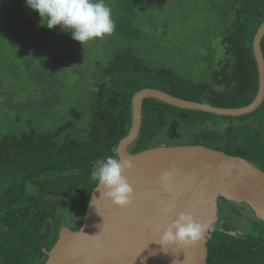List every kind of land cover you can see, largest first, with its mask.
Wrapping results in <instances>:
<instances>
[{
  "label": "trees",
  "instance_id": "1",
  "mask_svg": "<svg viewBox=\"0 0 264 264\" xmlns=\"http://www.w3.org/2000/svg\"><path fill=\"white\" fill-rule=\"evenodd\" d=\"M188 1L201 18L203 11L215 28L224 27L216 43L208 41L215 51V44L222 46L224 54L211 71L209 82L200 84L168 65L149 64L131 46L133 40L146 35L138 28V14L146 8L142 5L138 11L140 0H113L117 46L100 64L92 87L74 88L89 92L74 96L69 116L57 113L40 125L33 121L21 129H0V264H44L60 226H81L89 193L96 186L91 170L98 159L118 155V143L131 127V100L138 90L158 88L222 107H241L255 99L259 73L253 40L264 22V0ZM155 3L156 9L162 5ZM157 17L153 14L150 19ZM40 19L25 0H0V42L7 38L21 48L30 28ZM195 46L205 49L200 43ZM261 46L264 53V36ZM3 61L1 55L0 96L7 95L8 100L6 89L13 83L3 81ZM39 72L33 75H47ZM22 77L31 82L30 75ZM187 134L190 136L179 140ZM160 144H203L244 156L264 169V101L250 114L231 117L144 99L142 128L130 151ZM226 205L209 242V263L264 264V222L252 214L242 223L237 203Z\"/></svg>",
  "mask_w": 264,
  "mask_h": 264
},
{
  "label": "water",
  "instance_id": "2",
  "mask_svg": "<svg viewBox=\"0 0 264 264\" xmlns=\"http://www.w3.org/2000/svg\"><path fill=\"white\" fill-rule=\"evenodd\" d=\"M264 22L253 40L259 88L255 99L241 107H222L188 100L167 91L146 87L132 97V123L116 152L132 161L126 171L134 188L131 205L120 207L91 190L81 226H60L44 264H210L209 242L220 223L219 200L246 203L264 222V169L248 158L203 144H160L131 152L143 122V102L155 98L185 109L224 116H243L264 101ZM172 174L165 187L162 174ZM52 197H57L45 193ZM95 196L97 199L91 201ZM100 197V198H99ZM174 206L169 208L168 205ZM180 213L191 214L209 226L206 239L187 248L160 244L163 232Z\"/></svg>",
  "mask_w": 264,
  "mask_h": 264
},
{
  "label": "rangeland",
  "instance_id": "3",
  "mask_svg": "<svg viewBox=\"0 0 264 264\" xmlns=\"http://www.w3.org/2000/svg\"><path fill=\"white\" fill-rule=\"evenodd\" d=\"M157 2L162 4L158 9L153 5L155 0H146L145 4L140 0L138 11L140 12L142 5L146 9L138 14L141 25L138 28L146 35L143 39L133 40L131 46L151 65L154 63L168 65L185 77L205 80L210 66L205 70L203 62L193 63L190 56L180 52L189 46V39L204 44L202 33L199 32L204 29L205 24H200L204 12L202 11L201 18L199 11L196 7L190 6L188 0ZM157 2L155 4H158ZM105 3L111 8L114 19L116 11L113 0H105ZM153 14H157L158 19L151 21ZM58 28L59 26L49 29L42 26L39 20L30 28L21 48L7 38L0 42V56L3 55L4 59L1 65L5 78L3 81L13 83L6 89L9 99L7 100V95L0 96V129L6 130L12 126L21 129L26 123L31 124L33 121L40 125V122L48 121L50 115L57 116V113L67 115L68 108L76 101L74 96L78 95L79 98L89 92L74 88L92 87L100 64L107 61L109 53L117 46V43L114 45V32L103 39L96 38L82 45L72 38L70 32L58 31ZM205 41L209 39L205 38ZM215 45L217 49H223L219 44ZM39 71L47 75L44 74V77L33 75L40 73ZM50 72L53 74L48 75ZM22 75H30L31 82ZM39 85L41 87H38ZM42 89L46 94L43 98ZM188 136L190 134L179 140H185ZM239 206L242 205L237 203L236 208ZM231 209L232 206H229V210ZM239 217L242 218V223L247 222L243 214Z\"/></svg>",
  "mask_w": 264,
  "mask_h": 264
},
{
  "label": "clouds",
  "instance_id": "4",
  "mask_svg": "<svg viewBox=\"0 0 264 264\" xmlns=\"http://www.w3.org/2000/svg\"><path fill=\"white\" fill-rule=\"evenodd\" d=\"M25 4L39 14L42 26L49 29L59 26L58 31L70 32L82 45L96 38L103 39L115 30L112 10L105 0H25ZM132 167V161L118 155L98 159L91 170V179L96 182V189H103L100 197L120 207L131 205L135 193L125 173ZM171 177V173L162 174L165 187ZM94 199L97 198L93 196L92 205ZM209 230L208 225L197 222L191 214L180 213L163 232L160 244L187 248L204 241Z\"/></svg>",
  "mask_w": 264,
  "mask_h": 264
},
{
  "label": "flooded vegetation",
  "instance_id": "5",
  "mask_svg": "<svg viewBox=\"0 0 264 264\" xmlns=\"http://www.w3.org/2000/svg\"><path fill=\"white\" fill-rule=\"evenodd\" d=\"M173 2V0H172ZM171 2V3H172ZM188 14H186L187 16ZM184 17V15H183ZM208 23V25L206 26V24ZM203 24L204 25V29L199 30V32L202 33V37L204 38V44H202V46L205 48L204 50H200L197 46H195V42H193V40L189 39L188 44L189 46H187L186 50H182L180 52H184L185 54H187L188 56H190V59L193 63H199V62H203L205 64L204 68L205 70L207 69V67H209V71L206 72V79L205 80H198L197 78L191 79L188 78L190 80H193L194 82L200 83V84H205L207 82L210 81V73L211 71L214 70L215 65L217 63V61L223 57V49H217L216 51L213 50V46H211L210 44H206L205 38L213 39L214 42L216 43L222 36L223 34V30L224 27L223 25H219L217 28H215V25L213 24L212 20L210 19V15L208 16L207 14L203 15ZM206 26V27H205ZM215 36V37H214ZM214 37V38H213ZM195 54V55H194ZM204 55V56H203ZM197 59L196 61H194V59ZM178 74L181 75V72H178ZM200 79H204V77H199ZM227 201H225L223 198L219 200V204H220V209H219V216H220V223H221V215L222 212H225L228 207V205L225 206V203ZM230 203H238V202H230ZM240 205H242L241 207H238V210L240 211V215L239 216H245L246 219L251 218V215L253 214L252 211L250 210L249 206L246 203H238ZM246 204V206H245ZM243 206H245V208H242ZM245 210V211H244ZM254 215V214H253ZM219 228V227H218Z\"/></svg>",
  "mask_w": 264,
  "mask_h": 264
}]
</instances>
